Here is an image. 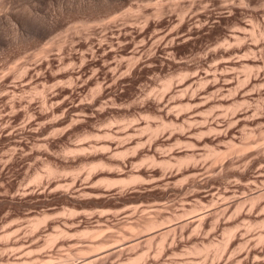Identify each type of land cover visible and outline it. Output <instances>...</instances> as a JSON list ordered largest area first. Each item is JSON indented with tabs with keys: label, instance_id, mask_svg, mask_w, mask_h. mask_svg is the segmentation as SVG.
<instances>
[{
	"label": "rangeland",
	"instance_id": "obj_1",
	"mask_svg": "<svg viewBox=\"0 0 264 264\" xmlns=\"http://www.w3.org/2000/svg\"><path fill=\"white\" fill-rule=\"evenodd\" d=\"M155 1L159 0H22L19 1L21 4L19 15L21 17L19 15L14 16V14H18V12H15L19 8L18 6L7 15V17L10 16L9 20L1 21L0 135L3 132L8 133L13 130L11 134L9 132L8 136L0 138V159L2 160H0V264H16L19 263L21 258L22 261H28L27 264H84L86 261L88 263L90 259L91 264H134L131 259L144 252L145 256L147 254L145 260L143 259L137 264H175V262H178V264H185V262L194 264H236L237 258L239 262H242L240 264H250L252 262L254 264H264V247H262L264 246L262 245L264 244V160L257 161L264 150V134L261 138L259 135L262 134L258 133L260 128L263 130H261V133H264V36L259 34L262 30L264 33V0H250V2L249 0H160L161 3L167 4L164 14L161 15L160 13V16L157 11L158 16L154 13V9L157 10L158 7H154ZM199 1L200 3L203 2L199 5ZM231 2L234 4L230 5ZM169 4L172 6V11L174 8L175 13H172L169 9L171 8ZM201 5H204V9L203 12H198V15L196 6L201 11L200 9L203 7ZM206 5L209 10L205 9ZM228 6L230 9H228ZM180 8L181 11H179ZM127 11H131L128 16L130 18H125L127 15H123ZM195 11L196 16L194 15L196 14ZM128 12L125 14H128ZM167 12L172 15L167 14ZM190 14H192V17ZM120 15L124 18H120ZM183 17L186 20L183 19V21ZM111 18H116L118 21L114 19L115 22H113ZM197 18L201 19V22ZM195 19L198 23L197 27H195ZM109 20L111 23H109ZM180 21L183 22L182 25L178 24L181 23ZM204 22H206L205 25ZM176 24L180 27H177ZM198 26H202V29ZM243 26L244 29L246 28L245 30H243ZM170 27L175 31L166 35V32L171 31ZM176 27L180 31H177ZM189 29H191V32ZM139 30L144 32L138 34ZM125 31L130 33L126 37H124ZM118 34L120 40L124 44L126 43V47L117 43L119 42V39L117 41ZM162 34L167 37L164 36L163 39V37H160ZM232 34L234 37H237L235 35L238 34L244 36L245 38L242 37V40H240L243 43L240 41L237 43ZM179 35L180 38H178ZM186 37L191 38V40ZM183 38H186L185 42H183ZM143 39H146L148 43ZM112 40H114L112 46L115 47H113L115 51L111 48ZM159 41L161 42V48L157 53L154 50L155 46H151L159 45ZM151 42L153 43L151 44ZM171 42L174 48L165 50L164 46ZM99 43L101 45L103 43L102 49L96 51V48L100 45ZM231 45L235 50L225 54L224 57L221 56L223 54L217 52V49L225 46L231 47ZM238 47L241 48L238 49ZM131 49L134 52L133 54ZM214 49L217 55L214 53L208 56L210 51ZM104 50L107 52L105 53ZM171 50L173 51L171 52ZM101 53L102 55H100ZM238 53L240 54L238 55ZM122 54L126 57H122ZM133 55L134 57H131ZM127 56L131 59L128 60ZM147 58L149 61H147ZM103 60L107 62L104 64ZM109 61H111V64ZM132 64V67L128 66ZM215 64H219V68H214ZM80 68L84 70L85 74L92 75L93 78L91 77L84 87L78 86V88L74 79L76 74L74 73L72 78L71 72L80 70ZM205 70L210 75L207 76L210 80L213 79V74L220 71L215 77L218 78V86L221 85L225 88L217 86L203 91L211 83L204 77L207 75ZM93 72H95V75H93ZM257 72L259 74L256 76ZM195 73L199 75L196 76ZM201 74L202 77H200ZM248 74L250 77L247 76ZM69 76H71L70 79L75 80V84L71 81L72 79H69ZM115 78L118 80H114ZM198 78L202 79V82H199ZM167 79L171 80V87L169 86L166 91L163 84ZM182 79L183 81H181ZM185 80L186 82H184ZM224 80L227 82L230 80L232 83L229 82L228 84ZM249 80H251L250 84ZM111 82L112 85L109 86L108 83ZM180 82L184 83L180 84ZM213 82L216 81L213 79ZM96 83H98V87H96ZM107 84L109 87L106 86ZM179 84L180 87H178ZM186 85L188 88L185 87ZM69 86L71 87L69 88ZM101 87L105 89V94H102V96L100 94ZM184 87L187 88V91L186 89L185 91L184 89L179 91L180 88ZM226 87L228 89L232 88L228 90ZM216 88L223 89V92ZM162 92H165V99H163ZM258 92L260 93L258 94ZM204 94L206 96L208 94V98L210 95L212 97L217 95V98L213 97L212 101L210 99L206 100L207 97L205 98ZM194 96H196V99H193ZM218 97L221 98V100L219 98V102L216 100ZM79 100L81 102L78 103ZM157 100H161L160 106ZM205 100L207 101L206 105H204ZM72 102L78 103V108L75 111L79 110V112L68 111L69 106L73 104ZM196 102L204 104H199L201 107L199 105L197 107ZM235 107L237 110L234 111L235 115L244 114V119L237 123V126H235V122H232L235 121V119L232 120V116H235L232 114V109L235 110ZM246 108H248V111ZM197 112L201 115H198ZM56 118L62 121H59L60 124L58 122L59 125L51 122ZM164 123L165 126L163 127L162 124ZM178 123L179 125H177ZM228 124L233 126L234 131L232 134H235V137L238 136L236 139L232 134L227 138L217 136L219 128L229 127ZM148 125L150 128H148ZM158 126L160 127L157 130L158 134H154L155 132L150 134L154 131L153 128L158 129ZM39 127L40 129L37 131ZM208 127L214 128L213 130L217 128L216 131L218 132L213 131L212 128L208 129ZM250 127L260 137L259 140L254 138L258 142L256 143L253 141L254 139H251L255 135V131H252L254 135H251V137L246 136L248 139L250 138L247 140L248 144H253L249 147L246 145L248 148L239 150L240 152H233L238 144H242L244 141L245 144L247 143V138L244 137L245 133L242 132L245 128L244 132L246 131V134H249ZM34 128H36L37 133ZM147 128L148 130H146ZM29 129L30 131H28ZM42 131L43 133H41ZM10 136L12 137L9 139ZM230 138L237 142L234 148L229 147L226 142L227 139L231 141ZM240 138L244 141L241 142ZM219 139H221L220 142ZM16 143L20 147H16ZM210 147L211 150L226 151V154L220 158L222 160H215L214 157L204 155L209 152ZM22 148H25V150ZM96 150L97 152H94ZM89 151L90 153L93 151V153L90 154ZM191 154H194L195 159L199 161L195 160L197 166L200 164L197 168L193 165L195 162L188 163L185 161L187 163L182 162L183 164L179 162L182 158L184 159V157ZM159 161H166L170 164L166 167L162 165L163 163L160 164ZM96 162L97 164H95ZM50 166L52 169H58V172L49 174L48 168ZM242 169L246 172L244 176L237 174ZM165 172L174 174L170 188H164L163 185L164 179L162 180V176H165ZM37 173L40 175L39 178H37ZM199 183L204 184L200 185ZM259 193L262 195L260 196ZM228 195L229 198H226ZM249 196H258V199L253 203L249 200ZM70 197L79 198V202L75 201L74 203ZM237 198L243 200L244 203L242 202L240 206L231 204L232 207L230 206L229 210L228 204ZM225 206H228L226 207L228 211L224 208L227 213H224L223 207ZM236 207L240 210H237ZM43 214L46 216L45 221L33 227L36 218H42ZM142 214L158 217L160 220L162 218L166 223L164 226L162 225V228L160 226L158 230L153 232H139L140 235L135 231V220L133 219ZM202 217H205L206 222L200 221L199 218ZM127 218L130 224H126L125 228L116 225L118 221ZM182 224L186 226L181 227ZM210 225L212 226L210 227ZM132 227H134L135 233ZM227 227L232 229L233 235L235 234L234 238L231 234V240L226 241L227 244L225 243L228 245V242H230L231 247L227 248L224 245L227 248L224 250L229 249L227 253L221 251L220 254L223 253L218 254L217 259L214 258L212 249L208 251L209 255L207 254V257L204 254L196 255L192 253L193 246H200L202 241L205 242L204 244L208 239H213L214 243L221 241L224 238V231L221 229H227ZM171 228L173 230L168 235L166 234V237H163L166 239L160 240L157 235L154 236L156 233L163 232V229L166 231ZM82 230L90 233L87 232L86 236V234H82ZM129 231H132L131 234H129ZM258 234H261V237L263 236L262 242H260V238L258 239V236H260ZM150 236L155 238L153 237L150 242L145 243L144 239ZM48 239L51 240L49 244ZM100 240L102 246L98 250L85 251L87 246H91L95 242H99V245H97L100 246ZM104 240L106 241L103 243ZM161 243L164 245L161 246ZM130 244L135 245L130 248ZM121 248L122 252H119L118 250ZM253 248L256 250H253ZM245 250L246 252L250 251L247 257H245ZM253 253L259 255V258L256 256L257 259L263 258L259 260L261 263L253 258ZM103 254L107 256L105 257ZM219 255L220 258H218ZM95 257H97V260ZM99 257L103 258L104 261L99 260ZM252 259L255 261L251 262Z\"/></svg>",
	"mask_w": 264,
	"mask_h": 264
},
{
	"label": "bare ground",
	"instance_id": "obj_2",
	"mask_svg": "<svg viewBox=\"0 0 264 264\" xmlns=\"http://www.w3.org/2000/svg\"><path fill=\"white\" fill-rule=\"evenodd\" d=\"M19 1H22V0H0V25H1V21H2V20H9V19H10V16L7 17V15L10 14L11 12H13L12 10H14V9H15L16 7H18V6H19V8L15 11V12H18V14H14V16L16 17V16L19 15V13H20V12H19V9H20V7H21V6H20L21 4H20ZM38 1H39V0H38ZM151 1H152V0H151ZM204 1H205V0H204ZM231 1H232V0H231ZM155 2H156V1H155ZM162 2H163V1H162ZM202 2H203V1H202ZM202 2H201V3H202ZM249 2H250V0H249ZM144 3H146V2H144ZM198 3H199V5L201 4L200 1H199ZM207 3H208V2H207ZM146 4H147V3H146ZM178 4H179V3H178ZM195 4H196V3H195ZM195 4H194V5H195ZM231 4H234V3L231 2L230 5H231ZM153 5H154V7H155V6H156V7L158 6V7H157V10L154 9V13H156V11H157V13L159 14V16H160V13H161V15H162V13L165 11V9H166V7H167V4L161 3L160 0L157 1V2H156L155 4H153ZM165 5H166V6H165ZM171 5H172V4H171ZM174 5H175V4H174ZM199 5H198V6H199ZM207 5H209V4H207ZM207 5L205 6V9H206V10L209 8V7L207 8ZM151 6H152V5H151ZM169 6H170V4H169ZM198 6H196V7L199 8ZM201 6H203V7H201L202 9H200L201 11H199V9L196 8L197 13H198V12H199V13H200V12H203L202 10L204 9V5H201ZM224 6H225V5H224ZM233 6H234V5H233ZM263 6H264V5H263ZM94 7H95V6H94ZM170 7H171V8H169V7H168V8L171 9V11H172V6H170ZM191 7H192V6H191ZM193 7H194V6H193ZM226 7H227V6H226ZM231 7H232V6H231ZM104 8H105V7H104ZM136 8H137V7H136ZM144 8H145V7H144ZM168 8H167V10H168ZM85 9H86V8H85ZM97 9H98V8H97ZM131 9H132V8H131ZM131 9H130V10H131ZM134 9H135V8H134ZM228 9H230L229 6H228ZM228 9H227V10H228ZM127 10H128V9H127ZM144 10H145V9H144ZM181 10H182V9L180 8L179 11H181ZM193 10H194V9H193ZM208 10H209V9H208ZM221 10H222V9H221ZM20 11L22 12V10H20ZM128 11H129V10H128ZM128 11H127V12H128ZM131 11H132V10H131ZM131 11H130V12H131ZM168 11H169V10H168ZM171 11H170V12H171ZM175 11H176V9H175ZM225 11H226V10H225ZM231 11H232V8H231ZM115 12H116V11H115ZM127 12H125V13H127ZM130 12H128V14H125V13L123 14L124 16L127 15V16H125V18L128 17V16L130 15ZM133 12H134V11H133ZM152 12H153V11H152ZM173 12H174V8H173L172 13H173ZM228 12H229V11H228ZM93 13H94V12H93ZM157 13H156V15H157ZM165 13H166V12H165ZM168 13H169V12H167V14H168ZM174 13H175V12H174ZM195 13H196V11H195ZM197 13L194 14V15L196 16ZM199 13H198V15H199ZM207 13H208V12H207ZM220 13H221V11H220ZM220 13H219V14H220ZM222 13H223V12H222ZM115 14H116V13H115ZM163 14H164V13H163ZM169 14L172 15L171 13H169ZM123 15H122V16H123ZM154 15H155V14H154ZM181 15H182V14H181ZM190 15H191V17H192V14H190ZM62 16H63V15H62ZM124 16H123V18H124ZM149 16H150V15H149ZM157 16H158V15H157ZM177 16H178V15H177ZM179 16H180V15H179ZM19 17H21V16L19 15ZM76 17H77V16H76ZM113 17H114V16H113ZM113 17H112V18H113ZM116 17H117V16H116ZM119 17L122 18L121 15H120ZM119 17H118V18H119ZM145 17H146V16H145ZM199 17H201V16H199ZM208 17H209V16H208ZM112 18H111V19H112ZM123 18H122V19H123ZM128 18H130V17H128ZM162 18H163V17H162ZM189 18H190V16H189ZM189 18H188V19H189ZM11 19H12V17H11ZM16 19H17V18H16ZM103 19H104V18H103ZM103 19H102V20H103ZM114 19H116V18H114ZM114 19H112L113 22H115ZM122 19H121V20H122ZM145 19H146V18H145ZM158 19H159V18H158ZM183 19L186 20L184 17L182 18V20H183ZM190 19H191V18H190ZM198 19H199V18H197V20H198ZM84 20H85V19H84ZM116 20H117V19H116ZM124 20H125V19H124ZM124 20H123V21H124ZM159 20H160V19H159ZM172 20H173V19H172ZM175 20H176V19H175ZM182 20H181V21H182ZM184 20H183V21H184ZM191 20H192V19H191ZM199 20H200V22H201V19H199ZM117 21H118V20H117ZM125 21H126V20H125ZM169 21H170V20H169ZM181 21H180V22H181ZM194 21L196 22V26H195V27H197V24H198V23H197L196 19H195ZM61 22H62V21H61ZM95 22H96V21H95ZM121 22H122V21H121ZM137 22H138V21H137ZM172 22H173V21H172ZM195 22H194V23H195ZM200 22H199V23H200ZM213 22H214V21H213ZM107 23H108V22H107ZM109 23H111L110 20H109ZM124 23H125V22H124ZM124 23H122V24H124ZM128 23H129V22H128ZM144 23H145V22H144ZM184 23H185V22H184ZM205 23H206V22H204L203 24L205 25ZM211 23H212V22H211ZM44 24H45V23H44ZM114 24H115V23H114ZM125 24H126V23H125ZM154 24H155V23H154ZM170 24H171V23H170ZM178 24H179V25H180V24L182 25L183 22L178 23ZM203 24H202V26H203ZM239 24H240V23H239ZM70 25H71V24H70ZM88 25H89V24H88ZM107 25H108V24H107ZM107 25H106V26H107ZM117 25H118V24H117ZM117 25H115V26L117 27ZM156 25H157V24H156ZM176 25H177V24H176ZM176 25H174V26H176ZM179 25H177V27H178ZM259 25H260V24H259ZM112 26H113V25H112ZM121 26H122V25H121ZM121 26H120V27H121ZM125 26H126V25H125ZM154 26H155V25H154ZM171 26L173 27L172 24H171ZM202 26H201V27L198 26V28H201V29H202ZM210 26H212V25H210ZM213 26H214V25H213ZM238 26H239V25H238ZM241 26H242V25H241ZM241 26H240V27H241ZM69 27H70V26H69ZM130 27H131V26H130ZM136 27H137V26H136ZM143 27H144V26H143ZM172 27H170V30H171V31L168 30L169 32H166V33H167L166 35H169L170 32L173 33V32L175 31V30H172V29H171ZM177 27H176V29H177ZM179 27H180V26H179ZM203 27H205V26H203ZM245 27H246V26H245ZM255 27H256V26H255ZM259 27H261V29H262V26H261V25H260ZM263 27H264V26H263ZM66 28H67V27H66ZM73 28H74V27H73ZM107 28H108V26H107ZM124 28H125V27H124ZM140 28H141V26H140ZM167 28H168V26H167ZM189 28H191V27H189ZM192 28H193V27H192ZM192 28H191V29H192ZM235 28H236V27H235ZM109 29H110V28H109ZM109 29H108V30H109ZM112 29H113V28H112ZM112 29H111V30H112ZM119 29H121V28H119ZM141 29H142V28H141ZM161 29H162V28H161ZM165 29H166V28H165ZM173 29H175V28L173 27ZM191 29H189L190 32H191ZM245 29H246V28H245ZM245 29H244V26H243V30H245ZM259 29H260V28H259ZM263 29H264V28H263ZM0 30H1V29H0ZM159 30H160V28H159ZM163 30H164V29H163ZM198 30H199V29H198ZM61 31H62V30H61ZM120 31H121V30H120ZM129 31H131V30H129ZM132 31H133V30H132ZM155 31H156V30H155ZM177 31H180L179 28L177 29ZM193 31H194V30H193ZM193 31H192V32H193ZM258 31H259V30H258ZM125 32H126V31H125ZM140 32H144V31H142V30L140 31V30H139V33H138V34H140ZM161 32H162V31H161ZM252 32H253V31H252ZM77 33H78V31H77ZM90 33H91V32H90ZM121 33H122V32H121ZM121 33H120V35H122ZM155 33H156V32H155ZM186 33H187V32H186ZM186 33H184V34H186ZM198 33H199V32H198ZM234 33H235V32H234ZM123 34H124V32H123ZM127 34H130V33H127V32H126V34H125L124 37H126ZM178 34H179V33H178ZM182 34H183V33H182ZM239 34H240V33H239ZM239 34H238V35H239ZM259 34H262V35L264 36L263 30H262V32L260 31ZM78 35H79V34H78ZM152 35H153V34H152ZM152 35H151V36H152ZM155 35H157V34H155ZM162 35H163V34H162ZM162 35H160V37H163V39H164V36H166V35H165V34H164L163 36H162ZM189 35H190V33H189ZM238 35H235V36H237V37H234V35L232 34V36L235 38V40H237V43H238L240 40H242V39H241L242 37H244V36H240V35L238 36ZM17 36H18V35H17ZM17 36H16V37H17ZM65 36H66V35H65ZM110 36H111V35H110ZM112 36H113V34H112ZM137 36H138V35H137ZM182 36H183V35H182ZM182 36H181V37H182ZM260 36H261V35H260ZM47 37H48V36H47ZM71 37H72V36H71ZM100 37H101V36H100ZM115 37H116V36H115ZM118 37H119V38H118ZM118 37H117V41H118V39H119V42H117V41H116V42L119 43V45H122V44H123V45H125L124 47H126V43L124 44V42H123L122 40H120V36H119V34H118ZM143 37H144V36H143ZM149 37H150V36H149ZM166 37H167V36H166ZM192 37H193V35H192ZM173 38H174V36H173ZM176 38H177V37H176ZM178 38H180V35L178 36ZM186 38L188 39L189 37H186ZM186 38H185V39H186ZM229 38H230V37H229ZM244 38H245V37H244ZM263 38H264V37H263ZM163 39H162V40H163ZM183 39H184V38H183ZM185 39L183 40V42L186 41ZM189 39L191 40V38H189ZM259 39H260V38H259ZM63 40H64V39H63ZM104 40H105V39H104ZM143 40H146V39H143ZM162 40H160V41H162ZM170 40L174 41L175 38H174V40H173L172 38H170ZM170 40H169V41H170ZM190 40H187V41H190ZM112 41H113V44H111V48L114 50L115 47L112 46V45H114V40H112ZM112 41H111V42H112ZM146 41H147V40H146ZM156 41H157V40H156ZM160 41H159V42H160ZM163 41H164V40H163ZM167 41H168V40H167ZM243 41H244V39H243ZM259 41H260V40H259ZM4 42H5V41H4ZM7 42H8V41H7ZM64 42H65V41H64ZM99 42H103V41H99ZM111 42H110V43H111ZM116 42H115V43H116ZM120 42H121V43H120ZM122 42H123V43H122ZM138 42H139V41H138ZM142 42H143V41H142ZM177 42H178V41H177ZM233 42H235V41H233ZM240 42L243 43L242 41H240ZM59 43H60V42H59ZM134 43H135V42H134ZM143 43H145V42H143ZM147 43H148V41H147ZM152 43H153V42H151V44H152ZM154 43H155V42H154ZM156 43H157V42H156ZM165 43H166V42H165ZM175 43H176V42H175ZM178 43H180V42H178ZM224 43H225V42H224ZM224 43H223V44H224ZM237 43H236V44H237ZM257 43H258V42H257ZM99 44H100V43H99ZM108 44H109V43H108ZM130 44H131V43H130ZM136 44H137V43H136ZM151 44H150V45H151ZM167 44H168V43H167ZM236 44H235V46H236ZM248 44H249V43H248ZM251 44H252V43H251ZM93 45H94V44H93ZM100 45H101V44H100ZM100 45L96 48V51H97V49H99V50H100V48L102 49V45H103V43H102L101 46H100ZM115 45H116V44H115ZM119 45L117 44V46H119ZM140 45H141V44H140ZM160 45H161V42H160L159 45H158V44H157V45L155 44V45H153V46H151V47H154V46H155V49H154V50H156V52H157V51L161 48ZM228 45H229V44H228ZM233 45H234V44H233ZM253 45H254V43H253ZM257 45H258V44H257ZM109 46H110V45H109ZM223 46H224V45H223ZM237 46H238V45H237ZM247 46H248V45H247ZM113 47H114V48H113ZM133 47H134V46H133ZM135 47H136V46H135ZM142 47H143V46H142ZM220 47H221V46H220ZM241 47H242V46H241ZM241 47H240V48H241ZM244 47H245V46H244ZM88 48H89V47H88ZM111 48H109V49H111ZM162 48H163V47H162ZM172 48H174L172 42H171L170 44L164 46V49H165V50H170V49H172ZM240 48L238 47V49H240ZM258 48H259V47H258ZM16 49H17V48H16ZM90 49H91V48H90ZM106 49H107V48L105 47V50H106ZM132 49H133V48H132ZM132 49H131V52L133 51ZM134 49H135V48H134ZM151 49L153 50V48H151ZM215 49H216V48H215ZM215 49H214L213 51H210V53H209L208 56H210L211 54H214V53H215ZM253 49H254V48H253ZM259 49H260V48H259ZM259 49H258V50H259ZM105 50H104V52H105ZM136 50L138 51V49H136ZM136 50H135V52H136ZM145 50H146V49H145ZM149 50H150V48H149ZM234 50H235V48H233V46L231 45V47H230V46H229V47H228V46L221 47L220 49H217V52H219L220 54H223V55H221V56L224 57L225 54H229L230 52H232V51H234ZM241 50H242V49H241ZM244 50H245V49H244ZM248 50H249V49H248ZM94 51H95V49H94ZM108 51H109V50H108ZM110 51L112 52V50H110ZM114 51H115V50H114ZM114 51H113V52H114ZM120 51H121V50H120ZM129 51H130V50H129ZM129 51H128V52H129ZM150 51H151V50H150ZM172 51H173V50H171V52H172ZM249 51H250V50H249ZM254 51H255V50H254ZM104 52H103V53H104ZM106 52H107V51H106ZM106 52H105V53H106ZM143 52H144V51H143ZM171 52L169 51V53H171ZM217 52H216V53H217ZM240 52H241V51H240ZM95 53H96V52H95ZM95 53H94V54H95ZM133 53H134V52H132V54H133ZM152 53L154 54L155 52H152ZM152 53H151V54H152ZM157 53H158V52H157ZM166 53H168V52H166ZM169 53H168V54H169ZM216 53H215V55H217ZM236 53H237V52H236ZM236 53H235V54H236ZM107 54H108V53H107ZM132 54H130V55H132ZM142 54H143V53H142ZM147 54H149V53H147ZM207 54H208V51H207ZM239 54H240V53H238V55H239ZM261 54H262V53H261ZM96 55H97V54H96ZM100 55H102V53H101ZM120 55H121V54H120ZM130 55H129V57H130ZM139 55H140V54H139ZM149 55H150V54H149ZM158 55H159V54H158ZM158 55H157V56H158ZM256 55H257V54H256ZM155 56H156V54H155ZM155 56H153V57H155ZM208 56H207V57H208ZM234 56H235V55H234ZM92 57H93V56H92ZM96 57H97V56H96ZM103 57H104V56H103ZM122 57H126V56H123V54H122ZM122 57H121V58H122ZM129 57L127 56L128 60L131 59V58H129ZM131 57H134V55L131 56ZM137 57H138V56H137ZM142 57H143V56H142ZM145 57H146V56H145ZM145 57H144V58H145ZM151 57H152V56H151ZM215 57L217 58V56H215ZM236 57H237V56H236ZM44 58H45V57H44ZM93 58H94V57H93ZM115 58H116V57H115ZM139 58H140V56H139ZM148 58H149V57H148ZM148 58H147V61H149ZM227 58H229V57H227ZM84 59H85V58H84ZM84 59H83V60H84ZM96 59H97V58H96ZM113 59H114V58H113ZM119 59H120V58H119ZM123 59H124V58H123ZM123 59H121V60H123ZM135 59H136V57H135ZM137 59H138V58H137ZM140 59H142V58H140ZM214 59H215V58H214ZM214 59H213V60H214ZM89 60H90V59H89ZM92 60H93V59H92ZM97 60H98V59H97ZM105 60H106V59H105ZM144 60H145V59H144ZM150 60H151V59H150ZM207 60H208V59H207ZM235 60H236V59H235ZM235 60H234V62H235ZM115 61H116V60H115ZM229 61H230V60H229ZM231 61H232V59H231ZM238 61H239V60H238ZM103 62H104V60H103ZM106 62H107V61H105L104 64H105ZM110 62H111V61H109V63H110ZM132 62H135V61H132ZM137 62H139V60H137ZM137 62H135V63H137ZM49 63H50V62H49ZM90 63H93V62H90ZM116 63H117V62H116ZM123 63H124V62H123ZM141 63H142V62H141ZM151 63H152V62H151ZM151 63H149V64H151ZM217 63H218V62H217ZM84 64H85V62H84ZM84 64H83V65H84ZM110 64H111V63H110ZM121 64H122V63H121ZM121 64H120V65H121ZM201 64H202V63H201ZM208 64H209V63H208ZM234 64H235V63H234ZM241 64H242V63H241ZM102 65H103V63H102ZM115 65H116V64H115ZM115 65H114V66H115ZM122 65H123V64H122ZM124 65H125V64H124ZM134 65H135V64H134ZM144 65H145V64H144ZM235 65H236V64H235ZM95 66H96V65H95ZM128 66H131V67H132L133 64H132V65H128ZM136 66H137V65H136ZM148 66H150V65H148ZM218 66H219V64H215V67H214V68H217ZM237 66H238V65H237ZM244 66H245V65H244ZM104 67H105V66H104ZM134 67H135V66H134ZM142 67H143V66H142ZM210 67H211V66H210ZM231 67H232V66H231ZM82 68H83V67H82ZM82 68H80V70L72 71V72H71V73H72V74H71V75H72V78H73L74 73L76 74V77H74V79L76 80V84L74 83L75 80L72 79V78H71V79H72V80H71V79H70L71 76H69V79L73 82V84L77 85V87H78V86H79V87H84V86L86 85V83H87V82L91 79V77H92V75L90 76V75L85 74V73H84V70H83ZM98 68H99V67H98ZM98 68H94V69H98ZM111 68H112V67H111ZM111 68H110V69H111ZM129 68H130V67H129ZM218 68H219V67H218ZM223 68H224V67H223ZM223 68H222V69H223ZM233 68H234V67H233ZM254 68H255V67H254ZM23 69H24V68H23ZM99 69H100V68H99ZM104 69H105V68H104ZM202 69H203V67H202ZM202 69H201V70H202ZM210 69H211V68H210ZM237 69H238V68H237ZM240 69H241V68H240ZM244 69H245V68H244ZM246 69H247V71H248V69H249L248 66L246 67ZM50 70H51V68H50ZM111 70H112V69H111ZM127 70H128V68H127ZM140 70H141V69H140ZM251 70H252V69H251ZM96 71H97V70H96ZM123 71H124V70H123ZM187 71H188V70H187ZM205 71H206V70H205ZM205 71H204V72H205ZM207 71H208V69H207ZM207 71H206V72H207ZM213 71H214V70H213ZM221 71H222V70H221ZM247 71H246V72H247ZM85 72H86V71H85ZM113 72H114V71H113ZM133 72H134V71H133ZM211 72H212V71H211ZM219 72H220V71H219ZM219 72H217V73H219ZM252 72H253V71H252ZM21 73H22V72H21ZM51 73H52V72H51ZM93 73H94V74H93ZM93 73H92V74L95 75V72H93ZM104 73H105V72H104ZM116 73H117V72H116ZM120 73H123V72H120ZM212 73H213V72H212ZM215 73H216V70H215ZM217 73H216V74H213V75H214V76H213V79H214L216 82H213V83H212V80H213V79L210 80L209 78H207V76H210V75H208V72H207V75H205L204 77H206L211 83L209 82L210 84L206 87V89H203V91H204V90H205V91H206V90H210V89H213V88H215V87L218 86L219 83H217V82H219V81L217 80L218 78L215 77V75H217ZM228 73H229V71H228ZM254 73H255V72H254ZM10 74H11V73H10ZM96 74H97V73H96ZM113 74H115V73H113ZM113 74H112V75H113ZM205 74H206V73H205ZM225 74H226V73H225ZM242 74H243V73H242ZM245 74H246V73H245ZM258 74H259V72H257L256 76H257ZM15 75H16V74H15ZM37 75H38V74H37ZM56 75H57V74H56ZM119 75H120V74H119ZM119 75H118V78H119ZM195 75H196V73H195ZM198 75H199V74H198ZM198 75H196V76H198ZM223 75H224V74H223ZM250 75H251V74H250ZM98 76H99V75H98ZM124 76H125V75H124ZM179 76H180V75H179ZM179 76H178V77H179ZM196 76H195V77H196ZM211 76H212V75H211ZM226 76H227V75H226ZM245 76H246V75H245ZM245 76H244V77H245ZM247 76H249V74H248ZM254 76H255V75H254ZM254 76H253V78H254ZM1 77H2V76H1ZM31 77H32V76H31ZM106 77H107V76H106ZM171 77H172V76H171ZM200 77H202V74H201ZM204 77H203V78H204ZM214 77H215L216 79H215ZM219 77H220V76H219ZM249 77H250V76H249ZM258 77H259V76H258ZM32 78H33V77H32ZM37 78H38V76H37ZM92 78H93V77H92ZM122 78H123V77H122ZM206 78L204 79L205 81H206ZM220 78H221V77H220ZM223 78H224V77H223ZM228 78H229V77H228ZM245 78H247V77H245ZM261 78H262V77H261ZM35 79H36V78H35ZM97 79H98V78H97ZM120 79H121V78H120ZM180 79H181V78H180ZM198 79H199V80H198L199 82H202V81H201L202 79H200V78H198ZM224 79H225V78H224ZM229 79H230V78H229ZM231 79H232V78H231ZM238 79H239V78H238ZM248 79H250V78H248ZM255 79H256V78H255ZM57 80H58V79H57ZM65 80H66V79H65ZM105 80H106V78H105ZM108 80H109V79H108ZM114 80H118V79L115 78ZM177 80H178V79H177ZM186 80H187V79H186ZM186 80H185L184 82H186ZM204 80H203V81H204ZM226 80H228V79H226ZM226 80H224V81L227 82ZM236 80H237V79H236ZM241 80H242V79H241ZM68 81H69V80H68ZM181 81H183V79H182ZM187 81H188V80H187ZM194 81H195V80H194ZM194 81H192V82L194 83ZM198 81H197V82H198ZM231 81H232V80H231ZM245 81H246V80H245ZM250 81H251V80H249V84H250ZM26 82H27V81H26ZM30 82H31V80H30ZM32 82H33V81H32ZM103 82H105V81H103ZM106 82H107V81H106ZM114 82H116V81H114ZM114 82H113V83H114ZM184 82H180V84H181V83H184ZM192 82H191V83H192ZM225 82H222V83L224 84ZM229 82H230V80H229L227 83L229 84ZM28 83H29V82H28ZM67 83H68V82H67ZM122 83H123V82H122ZM122 83H121V84H122ZM170 83H171V80H170V79H167V80L164 82L163 87L166 88V91H167V88H168L169 86L171 87ZM227 83H226V84H227ZM230 83H232V82H230ZM258 83H259V82H258ZM22 84H23V83H22ZM24 84H25V82H24ZM101 84H102V82H101ZM108 84H109V86H111V85H112V82H111V83H108ZM108 84H107L106 86H108ZM180 84H179L178 87H180ZM201 84H202V83H201ZM241 84H242V83H241ZM249 84H248V85H249ZM253 84L256 85L255 83H253ZM69 85H70V84H69ZM97 85H98V83H96V87H98ZM99 85H100V84H99ZM103 85H104V83H103ZM103 85H102V86H103ZM182 85H183V84H182ZM182 85H181V86H182ZM232 85H233V84H232ZM248 85H247V86H248ZM106 86H105V88H106ZM109 86H108V87H109ZM220 86H221V85H220ZM220 86H218V87H220ZM235 86H236V85H235ZM252 86H253V85H252ZM252 86H251V87H252ZM259 86H260V85H259ZM63 87H64V86H63ZM70 87H71V86H69V88H70ZM72 87H73V86H72ZM75 87H76V86H75ZM79 87H78V88H79ZM185 87H187V85H186ZM185 87H184V88H180L179 91H181V90H183V89H184V91H185V89H186V91H187V88H188V87H187V88H185ZM204 87H205V86H204ZM221 87H222V86H221ZM221 87H220V88H221ZM99 88H100V87H99ZM172 88H174V87H172ZM202 88H203V87H202ZM220 88H216V89H219L220 92H221V90H222V92H223V89H220ZM222 88H225V87L223 86ZM231 88H232V87H230L229 89H231ZM256 88H257V87H256ZM258 88H259V87H258ZM41 89H42V88H41ZM75 89H76V88H75ZM75 89H74V90H75ZM97 89H98V88H97ZM121 89H122V88H121ZM226 89H228V87H226ZM229 89H228V90H229ZM244 89H245V88H244ZM7 90H8V89H7ZM100 90H101V93H100L101 96H102V94L104 95V94H105V89H103V87H101ZM164 90H165V89H164ZM172 90H173V89H172ZM172 90H170V91L172 92ZM198 90H199V89H198ZM214 90H215V89H214ZM61 91H62V90H61ZM64 91H65V90H64ZM72 91H73V90H72ZM83 91H84V90H83ZM97 91H98V90H97ZM215 91H216V90H215ZM215 91H214V92H215ZM219 91L217 90V92H219ZM6 92H7V91H6ZM73 92H74V91H73ZM73 92H72V93H73ZM79 92H81V91H79ZM86 92H87V91H86ZM93 92H94V91H93ZM93 92H92V93H93ZM95 92H96V91H95ZM98 92H99V91H98ZM171 92H170V93H171ZM174 92H176V91H174ZM174 92H173V94H174ZM230 92H231V91H230ZM247 92H248V91H247ZM39 93H40V92H39ZM39 93H38V94H39ZM64 93H65V92H64ZM67 93H68V92H67ZM92 93H91V94H92ZM108 93H109V92H108ZM115 93H116V92H115ZM162 93H163L162 95H163V97H164V95H165L164 93H165V92H162ZM178 93H179V92H178ZM198 93H199V92H198ZM198 93H197V94H198ZM200 93H201V91H200ZM207 93H208V92H207ZM211 93H213V92L211 91ZM225 93H226V92H225ZM259 93H260V92H258V94H259ZM261 93H262V92H261ZM13 94L15 95V93H13ZM55 94H56V93H55ZM57 94H58V93H57ZM61 94H62V93H61ZM167 94H168V93H167ZM192 94H193V93H192ZM194 94L196 95V93H194ZM205 94H206V93H205ZM205 94H204V95H205ZM209 94H210V92H209ZM228 94H229V93H228ZM58 95H59V94H58ZM84 95H86V94H84ZM138 95H139V94H138ZM170 95H172V94H170ZM212 95H213V94H212ZM260 95H261V94H260ZM54 96H55V95H54ZM66 96H67V95H66ZM66 96H64V97L66 98ZM97 96H98V95H97ZM155 96H157V95H155ZM191 96L193 97V95H191ZM210 96H211V95H210ZM210 96H209V98H208V94H207V96L205 95V98L207 97L206 100H209V99H210V101H212V100H213V99H212L213 97H216V98H217V95H216V96H213V97L211 96V98H210ZM218 96H219V94H218ZM52 97H53V96H52ZM69 97H70V96H69ZM72 97H73V96H72ZM99 97H100V96H99ZM104 97H105V96H104ZM138 97H139V96H138ZM147 97H148V96H147ZM187 97H188V96H187ZM195 97H196V96H194L193 99H196ZM201 97H204V96H201ZM47 98H48V97H47ZM47 98H46V99H47ZM53 98H56V97H53ZM96 98H97V97H96ZM149 98H150V97H149ZM158 98H160V97H158ZM161 98H162V97H161ZM175 98H176V97H175ZM189 98H190V97H189ZM219 98H220V97H218V99H216V100L218 101ZM230 98H231V97H230ZM67 99H68V98H67ZM93 99H95V98H93ZM114 99H115V98H114ZM163 99H165V97H164ZM190 99H191V98H190ZM193 99H191V100H193ZM199 99H200V97H199ZM211 99H212V100H211ZM226 99H227V98H226ZM50 100H51V98H50ZM61 100H62V99H61ZM81 100H82V99H81ZM168 100H169V99H168ZM201 100H202V98H201ZM206 100L204 101L205 104L202 103L203 101H202L201 103H197V102H196V103H197V107H198L199 104H200V105H201V104L206 105V102H207ZM216 100H215V101H216ZM220 100H221V98H220ZM230 100H231V99H230ZM62 101H63V100H62ZM64 101H65V99H64ZM92 101H93V100H92ZM142 101H143V100H142ZM148 101H149V100H148ZM152 101H153V100H152ZM154 101H156V100H154ZM158 101H159V100H157V102H158ZM162 101H163V100H162ZM172 101H173V100H172ZM60 102H61V101H60ZM79 102H81V101L79 100L78 103H79ZM143 102H144V101H143ZM149 102H150V101H149ZM160 102H161V100L159 101V106H160ZM218 102H219V101H218ZM244 102H245V101H244ZM44 103H46V102H44ZM52 103H53V102H52ZM57 103H58V102H57ZM72 103H73V102H72ZM78 103H77V104L73 103L72 105H70V106H69L70 108L68 109V111H75V110H77V108H78ZM105 103H106V102H105ZM132 103H133V102H132ZM166 103H167V102H166ZM193 103H194V102H193ZM196 103H195V104H196ZM213 103H214V102H213ZM233 103H234V102H233ZM238 103H239V102H238ZM241 103H242V101H241ZM90 104L92 105V103H90ZM99 104H100V103H99ZM117 104H118V103H117ZM141 104L144 106L143 103H141ZM154 104H155V103H154ZM156 104H157V103H156ZM167 104H168V103H167ZM195 104H192V105H195ZM207 104H208V103H207ZM165 105H166V104H165ZM165 105H164V106H165ZM170 105H171V104H170ZM182 105H183V104H182ZM200 105H199V107H201ZM228 105L230 106V104H228ZM10 106H11V105H10ZM82 106H83V105H82ZM88 106H89V105H88ZM88 106H87V107H88ZM137 106H138V105H137ZM148 106H149V105H148ZM157 106H158V105H157ZM159 106H158V108H159ZM164 106H163V107H164ZM166 106H167V105H166ZM173 106H174V105H173ZM216 106H218V105H216ZM235 106H236V105H235ZM248 106H249V105H248ZM58 107H59V106H58ZM85 107H86V106H85ZM180 107H181V105H180ZM180 107H179V108H180ZM185 107H186V106H185ZM209 107H211V106H209ZM224 107H225V106H224ZM96 108H97V106H96ZM99 108H100V107H99ZM156 108H157V107H156ZM156 108H155V109H156ZM164 108H165V107H164ZM170 108H171V107H170ZM186 108H187V107H186ZM206 108H208V107H206ZM217 108H218V107H217ZM232 108H234V107H232ZM237 108H238V107H237ZM65 109H67V108H65ZM65 109H64V110H65ZM97 109H98V108H97ZM174 109H175V108H174ZM195 109H197V108H195ZM214 109H216V108H214ZM258 109H259V108H258ZM258 109H257V110H258ZM80 110H81V109H80ZM159 110H160V109H159ZM171 110H172V109H171ZM202 110H203V109H202ZM209 110H210V109H209ZM209 110H208V111H209ZM224 110H225V109H224ZM232 110H233V112L231 111L232 114L235 115V112H234V111H237V110H236V107H235V110H234V109H232ZM246 110L248 111V108H246ZM249 110H250V109H249ZM257 110H256V111H257ZM162 111H163V110H162ZM165 111H166V110H165ZM189 111H190V110H189ZM241 111H242V110H241ZM243 111H244V110H243ZM254 111H255V110H254ZM44 112H45V111H44ZM77 112H79V110H78V111H75V113H77ZM81 112H82V111H81ZM170 112H171V111H170ZM192 112H193V111H192ZM198 112H199V111H198ZM198 112H197V113H198ZM205 112H207V111H205ZM221 112H222V111H221ZM238 112H239V111H238ZM238 112H237V113H238ZM73 113H74V112H73ZM73 113H72V114H73ZM195 113H196V112H195ZM203 113H204V112H203ZM246 113H247V112H246ZM246 113H245V114H246ZM230 114H231V113H230ZM57 115H58V114H57ZM91 115H92V114H91ZM166 115H167V114H166ZM198 115H201V114L198 113ZM225 115H226V113H225ZM72 116H73V115H72ZM72 116H70V117H72ZM260 116H261V115H260ZM53 117H54V116H53ZM143 117H144V116H143ZM154 117H155V116H154ZM176 117H177V115H176ZM197 117H198V116H197ZM207 117H209V116H207ZM243 117H244V114H243V113L236 114L235 116H232V120L235 119V121H232V122H233V123L235 122L234 124H236L235 126H237V123H239L240 121H242V120L244 119ZM252 117H253V115H252ZM255 117H256V116H255ZM202 118H203V117H202ZM66 119H67V118H66ZM72 119H73V118H72ZM76 119H77V118H76ZM158 119H159V118H158ZM230 119H231V118H230ZM230 119H229V120H230ZM247 119H248V118H247ZM250 119H251V118H250ZM250 119H249V121H251ZM253 119H254V118H253ZM253 119H252V121H253ZM48 120H49V119H48ZM64 120H65V119H64ZM64 120H63V121H64ZM124 120H125V119H124ZM195 120H196V119H195ZM245 120H246V118H245ZM254 120H256V119H254ZM258 120H260V119H258ZM59 121H61V120H59V118H58V119L56 118V120H53V121H51V122H52V123H57V124H58ZM117 121H118V120H117ZM170 121H172V120H170ZM184 121H185V120H184ZM261 121H262V120H261ZM30 122H31V121H30ZM44 122H45V121H44ZM61 122H62V121H61ZM126 122H128V121H126ZM164 122H165V121H164ZM199 122H200V121H199ZM203 122H204V121H203ZM211 122H212V121H211ZM216 122H217V121H216ZM243 122H244V121H243ZM36 123H37V122H36ZM36 123H35V124H36ZM39 123H40V122H39ZM49 123H50V122H49ZM49 123H48V124H49ZM73 123H74V122H73ZM114 123H115V122H114ZM162 123H163V122H162ZM165 123H166V122H165ZM165 123L162 124L163 127L165 126ZM173 123H174V122H173ZM197 123H198V122H197ZM252 123H253V122H252ZM257 123H258V122H257ZM262 123H263V122H262ZM41 124H43V123H41ZM59 124H60V122H59ZM59 124H58V125H59ZM121 124H122V122H121ZM190 124H191V123H190ZM234 124H232V125H234ZM244 124H245V123H244ZM244 124H243V125H244ZM9 125H10V124H9ZM26 125H27V124H26ZM31 125H32V124H31ZM166 125H167V124H166ZM168 125H169V124H168ZM171 125H172V124H171ZM171 125H170V126H171ZM177 125H179V123H178ZM181 125H182V124H181ZM195 125H196V124H195ZM198 125H199V124H198ZM202 125H205V124H202ZM209 125H210V124H209ZM217 125H218V124H217ZM224 125H225V124H224ZM228 125H229V127H225V128H222V129L219 128V130L216 128L219 132L216 131V129L213 130V129H214V128H212V127H214L213 125H212V127H210V128H212L213 131L218 132V134H217V133H216V134H217V136L219 135L220 138H227V137H229V136L233 133V131H234V130H233V126H231L230 124H228ZM40 126H41V125H40ZM56 126H57V125H56ZM126 126H127V125H126ZM126 126H125V127H126ZM173 126H174V125H173ZM218 126H219V125H218ZM230 126H231V127H230ZM235 126H234V127H235ZM246 126H247V125H246ZM36 127H38V126H36ZM156 127H157V126H156ZM182 127H183V126H182ZM216 127H217V126H216ZM242 127H244V126H242ZM242 127H241V129H242ZM248 127H249V126H248ZM252 127H253V126H252ZM260 127H261V126H260ZM4 128H6V127H4ZM53 128H56V127H53ZM58 128H59V127H58ZM140 128H141V127H140ZM148 128H150L149 125H148ZM148 128H147L146 130H148ZM165 128H166V127H165ZM210 128L208 127V129H210ZM239 128H240V127H239ZM250 128H251V127H250ZM250 128H248V129H250ZM262 128H263V127H262ZM22 129H23V128H22ZM24 129H25V128H24ZM30 129H31V128H30ZM30 129H29L28 131H30ZM35 129H36V128H34V130H35ZM39 129H40V127L37 129V131H38ZM141 129H142V128H141ZM143 129H144V128H143ZM159 129H160L159 126H158V129H157V128H156V129L153 128L154 131H152V130L150 129V130L152 131V133H150V134H153V132H155L154 134H156V133L158 134L157 130H159ZM180 129H181V128H180ZM189 129H190V128H189ZM12 130H13V129H12ZM12 130H11V131H12ZM53 130H55V129H53ZM59 130H60V129H59ZM183 130H184V129H183ZM244 130H245V128H244ZM244 130H243L242 133H245V136H244V137L247 138V139H246V142H247L246 144H245L244 139H241V138H240V139H241V142H242V140H243L244 143L242 142V144H238V145L235 147V145L237 144V142H236L235 140H233L232 138H230V139H232L231 141H229V139L226 140V142L229 144V145H228L229 147H231V148H232V147H233V148L235 147V150H234L233 152H235V151H239V150H240V151H241V150H244L245 148H248L249 146H251V145L253 144V143H251L252 141L250 140L251 142H249V143H251V144L249 145L247 140L250 139V138L248 139L249 136L251 137V135H254L253 132H254L255 130L253 131V129L251 128L250 133L248 132L249 134H246V131L244 132ZM256 130H258V129L256 128ZM261 130H262V129L260 128V132H258V133H259V134H262V135H259V136L262 138L264 133H261ZM2 131H3V130H2ZM11 131H9L10 134L12 133ZM32 131H33V130H32ZM35 131H36V130H35ZM37 131H36V133H37ZM202 131H203V129H202ZM236 131H239V130H236ZM236 131H235V132H236ZM240 131H241V130H240ZM252 131H253V132H252ZM262 131H263V130H262ZM9 132H8V133H7V132H3V133L0 135V138H1V137H6V136H8V135H9ZM13 132H14V131H13ZM24 132H25V131H24ZM251 132H252V133H251ZM26 133H27V132H26ZM32 133H33V132H32ZM41 133H43V131H42ZM122 133H123V132H122ZM163 133H164V132H163ZM240 133H241V132H240ZM242 133H241V135H242ZM15 134H16V133H15ZM55 134H56V132H55ZM157 134H156V135H157ZM30 135H31V134H30ZM37 135H38V134H37ZM52 135H53V134H52ZM97 135H98V134H97ZM108 135H109V134H108ZM146 135H147V134H146ZM198 135H199V134H198ZM232 135H233V137L236 136L235 134H232ZM234 135H235V136H234ZM241 135H240V137H241ZM246 135H247V136L249 135V136L247 137ZM38 136H39V135H38ZM124 136H125V135H124ZM128 136H129V135H128ZM130 136H131V135H130ZM132 136H133V135H132ZM196 136H197V135H196ZM217 136H215V138H217ZM256 136H258V134H256V131H255V135H254V137L252 136L253 138H251V139L253 140L254 138H256V139L258 138V140H259L260 137H259V136L256 137ZM11 137H12V136H10L9 139H10ZM43 137H44V136H43ZM120 137H121V136H120ZM168 137H170V136L168 135ZM190 137H191V136H190ZM237 137H238V136H237ZM237 137H235V139H236ZM38 138H39V137H38ZM40 138H41V137H40ZM44 138H45V137H44ZM134 138H135V137H134ZM151 138H152V136H151ZM156 138H157V137H156ZM35 139H36V138H35ZM41 139H42V138H41ZM119 139H120V138H119ZM168 139H169V138H168ZM199 139H200V138H199ZM240 139H239V140H240ZM97 140H98V139H97ZM19 141H20V140H19ZM21 141H22V140H21ZM212 141H213V140H212ZM220 141H221V139H219V142H220ZM232 141H233V142H232ZM253 141H255L256 143L258 142V141H256L255 139H254ZM16 142H17V141H16ZM36 142H37V141H36ZM48 142H49V141H48ZM129 142H130V141H129ZM175 142H176V141H175ZM223 142H224V140H223ZM241 142H240V143H241ZM20 143H21V142H20ZM118 143H119V142H118ZM235 143H236V144H235ZM17 144H18V143H16V147H20V146H17ZM212 144H213V143H212ZM263 144H264V143H263ZM19 145H20V144H19ZM22 145H23V144H22ZM121 145H122V144H121ZM121 145H120V146H121ZM246 145H248V147H246ZM259 145H260V143H259ZM259 145H258V146H259ZM228 146H227V147H228ZM262 146H263V145H262ZM22 147H23V146H22ZM206 147H207V146H206ZM25 148H26V147H25ZM25 148H22V149L25 150ZM47 148H48V147H47ZM82 148H83V147H82ZM94 148H95V147H94ZM258 148H259V147H258ZM20 149H21V148H20ZM74 149H75V147H74ZM79 149H80V148H79ZM207 149H208V148H207ZM263 149H264V147H263ZM12 150H13V148H12ZM67 150H68V149H67ZM71 150H72V149H71ZM80 150H81V149H80ZM86 150H87V149H86ZM100 150H101V149H100ZM259 150L261 151L262 149H259ZM13 151H14V150H13ZM64 151H65V150H64ZM73 151H75V150H73ZM222 151H223V150H222ZM222 151H221L220 149H219V151H217L216 149H215V150H214V149L211 150V147H210L209 152H207V154H204V155H207V156H209V157H214L215 160H219L220 158L223 157L224 154H226V151H223V152H222ZM240 151H239V152H240ZM68 152H69V151H68ZM94 152H97V150L94 151ZM117 152H118V151H117ZM128 152H129V151H128ZM230 152H231V151H230ZM71 153H72V152H71ZM78 153H79V152H78ZM78 153H77V154H78ZM88 153H90V151H89ZM92 153H93V151H92ZM92 153H90V154H92ZM44 154H45V153H44ZM47 154H48V153H47ZM86 154H87V153H86ZM111 154H112V153H111ZM260 154H261V153H260ZM12 155H13V154H12ZM87 155H88V154H87ZM87 155H86V156H87ZM191 155H192V156H191ZM191 155H188V156L184 157V159H183V158H182V159L180 158L181 160H180L179 162H180L181 164H183L182 162H185V161H187L188 163H190L191 161H192V163L195 162V160H196V159H195V155H194V154H191ZM75 156H76V155H75ZM96 156H97V155H96ZM207 156H205V157H207ZM59 157H60V156H59ZM69 157H71V156H69ZM78 157H79V156H78ZM91 157H92V156H91ZM209 157H208V158H209ZM1 158H2V157H1ZM185 158H186V159H185ZM214 158H213V159H214ZM224 158H225V157H224ZM52 159H53V158H52ZM161 159H162V158H161ZM178 159H179V158H178ZM178 159H177V160H178ZM202 159H203V158H202ZM202 159H201V160H202ZM210 159H211V158H210ZM0 160H1V159H0ZM47 160H49V159H47ZM53 160H54V159H53ZM153 160H154V159H153ZM220 160H222V159H220ZM258 160H261V161L264 160V150H263L262 154L260 155V157H258L257 161H258ZM1 161H2V160H1ZM69 161H71V160H69ZM115 161H116V160H115ZM155 161H156V159H155ZM196 161H197V160H196ZM101 162H102V160H101ZM107 162H108V161H107ZM130 162H131V161H130ZM150 162H151V161H150ZM156 162H157V161H156ZM156 162H155V163H156ZM187 162H185V163H187ZM197 162H199V161H197ZM204 162H205V161H204ZM216 162H217V161H216ZM255 162H256V160H255ZM259 162H260V161H259ZM155 163H154V164H155ZM157 163H158V162H157ZM159 163H160V164L163 163L162 165H165L166 167H168L169 164H170L169 162H166V161H161V162L159 161ZM176 163H177V162H176ZM180 163H178V164H180ZM214 163H215V162H214ZM253 163H254V162H253ZM253 163H252V164H253ZM260 163H262V162H260ZM4 164H5V163H4ZM47 164H49V163H47ZM95 164H97V162H96ZM106 164H107V163H106ZM110 164H111V163H110ZM120 164H121V163H120ZM171 164H172V163H171ZM178 164H177V165H178ZM196 164H197L196 162L193 164V165L196 166L195 168H197V167L200 165V164H198V166H197ZM215 164H216V163H215ZM50 165H51V164H50ZM202 165H203V164H202ZM108 166H109V165H108ZM154 166H155V165H154ZM165 166H164V169H165ZM188 166H189V165H188ZM190 166H191V164H190ZM246 166H247V165H246ZM248 166H249V165H248ZM251 166H252V165H251ZM251 166H250V167H251ZM2 167H3V166H2ZM72 167H73V166H72ZM92 167H93V166H92ZM95 167H96V166H95ZM115 167H116V166H115ZM192 167H194V166H192ZM82 168H83V167H82ZM103 168H104V167H103ZM108 168H109V167H108ZM180 168H181V167H180ZM246 168H247V167H246ZM46 169H47V168H46ZM90 169H93V168H90ZM199 169H200V168H199ZM247 169H250V168H247ZM57 170H58V169H57ZM57 170H56V169H52L51 166L48 168V172H49V174H50V173H51V174H54V173L58 172ZM78 170H79V169H78ZM179 170H180V169H179ZM191 170H192V169H191ZM197 170H198V169H197ZM212 170H213V169H212ZM230 170H231V169H230ZM37 171H38V170H37ZM59 171H60V170H59ZM71 171H72V170H71ZM79 171H80V170H79ZM205 171H206V170H205ZM68 172H69V171H68ZM88 172H89V171H88ZM218 172H219V171H218ZM247 172H248V171H247ZM61 173H62V172H61ZM165 173H166V172H165ZM192 173H195V172H192ZM199 173H200V172H199ZM199 173H198V174H199ZM221 173H222V172H221ZM234 173H235V172H234ZM260 173H262V172H260ZM166 174H167V173H166ZM166 174H165V176L163 175L164 178H163V176H162V180L164 179V184H163V185L165 186L164 188H170V186H171L170 183H171V181L174 179V174H171V172H170V174H169V173H168L167 175H166ZM237 174H238V175H241V176H244V175H246V172H245L244 169H242L241 171H238ZM34 175H35V174H34ZM41 175H42V174H41ZM89 175H90V174H89ZM160 175H161V174H160ZM261 175H262V174H261ZM39 176H40V175L37 173V178H39ZM150 176H152V175H150ZM192 176H194V175H192ZM255 176H256V175H255ZM32 177H33V176H32ZM43 177H44V175H43ZM49 177H50V176H49ZM49 177H48V178H49ZM187 177H188V176H187ZM48 178H47V179H48ZM56 178H57V177H56ZM159 178H161V177H159ZM220 178H221V177H220ZM233 178H234V177H233ZM152 179H155V178H152ZM157 179H158V178H157ZM187 179H188V178H187ZM121 180H122V179H121ZM134 180H135V179H134ZM158 180H159V179H158ZM178 180H179V179H178ZM180 180H182V179H180ZM208 181H209V180H208ZM210 181H211V180H210ZM226 181H227V180H226ZM230 181H231V180H230ZM255 181H256V180H255ZM154 182H155V181H154ZM197 182H198V181H197ZM223 182H224V181H223ZM253 182H254V181H253ZM155 183H156V182H155ZM172 183H173V182H172ZM172 183H171V184H172ZM194 183H195V182H194ZM207 183H208V182H207ZM246 183H247V181H246ZM109 184H110V183H109ZM195 184H196V183H195ZM195 184H194V185H195ZM199 184L201 185V184H204V183H199ZM247 184H248V183H247ZM249 184H250V183H249ZM138 185H139V184H138ZM174 185H175V184H174ZM192 185H193V184H192ZM194 185H193V186H194ZM197 185H198V184H197ZM203 186H204V185H203ZM152 187H153V186H152ZM201 187H202V186H201ZM212 187H213V186H212ZM155 188H156V187H155ZM157 188H158V186H157ZM161 188H162V187H161ZM196 188H197V186H196ZM207 188H208V187H207ZM218 188H219V187H218ZM198 189H199V187H198ZM200 189H202V188H200ZM204 189H205V188H204ZM249 189H250V188H249ZM164 190H165V189H164ZM169 190H170V189H169ZM171 190H173V189H171ZM202 191H203V190H202ZM208 191H209V190H208ZM225 191H226V190H225ZM211 193H212V192H211ZM214 193H215V192H214ZM260 193H261V192H260ZM260 193H259V195L261 196L262 194H260ZM79 194H80V193H79ZM224 194H225V193H224ZM263 194H264V193H263ZM65 195H66V194H65ZM93 195H94V194H93ZM213 195H214V194H213ZM229 195H230V194H229ZM229 195H228V197H226V198H229ZM252 195H253V194H252ZM259 195H258V196H259ZM75 196H77V195H75ZM89 196H90V195H89ZM222 196H223V195H222ZM224 196H225V195H224ZM258 196H249V197H250L249 200H250V201H253V203H254V202L256 201V199H258ZM67 197H68V196H67ZM70 198H71V200L74 201V203H75V201H78V200H79V198H77V197H70ZM70 198H69V199H70ZM213 198H214V197L212 196V199H213ZM223 198H224V197H223ZM260 198H261V197H260ZM262 198H263V197H262ZM233 199H234V198H233ZM81 200H82V199H81ZM226 200H228V199H226ZM229 200H230V199H229ZM231 200H232V199H231ZM245 200H246V199H245ZM245 200H244V201H245ZM261 200H262V199H261ZM199 201H200V200H199ZM209 201H211V200H209ZM212 201H213V200H212ZM223 201H224V200H223ZM247 201H248V200H247ZM78 202H79V201H78ZM118 202H119V201H118ZM214 202H215V201H214ZM242 202H243V200H241L240 198L235 199L232 203L228 204V205H229V210H230V206L232 207L233 204H236V205L240 206V204H241ZM212 203H213V202H212ZM243 203H244V202H243ZM246 203H247V202H246ZM80 204H81V203H80ZM213 204H214V203H213ZM216 204H217V202H216ZM231 204H232V205H231ZM138 205H139V204H138ZM194 205H195V204H194ZM196 205H197V204H196ZM201 205H202V204H201ZM211 205H212V204H211ZM221 205H222V204H221ZM236 205H235V206H236ZM242 205H243V204H242ZM249 205H250V204H249ZM254 205H255V204H254ZM197 206H198V205H197ZM226 207H228V206L223 207V209L225 208V209L227 210ZM194 208H195V207H194ZM194 208H193V209H194ZM197 208H198V207H197ZM236 208H237V207H236ZM249 208H250V207H249ZM254 208H255V207H254ZM183 209H184V208H183ZM220 209H221V208H220ZM225 209H224V213H227L228 210L226 211ZM215 210H216V209H215ZM237 210H240V209L237 208ZM184 211H186V210H184ZM199 211H200V210H199ZM199 211H198V212H199ZM218 211H219V210H218ZM225 211H226V212H225ZM155 212H156V211H155ZM155 212H154V213H155ZM173 212H174V211H173ZM236 212H238V211H236ZM135 213H136V212H135ZM156 213H157V212H156ZM207 213H208V212H207ZM248 213H249V212H248ZM260 213H261V212H260ZM45 214H46V213H45ZM132 214H133V213H132ZM213 214H214V213H213ZM213 214H212V215H213ZM138 215H139V214H138ZM174 215H175V214H174ZM200 215H201V214H200ZM200 215H199V216H200ZM214 215L216 216V214H214ZM43 216H44V217H43ZM43 216H42V218H41V217H40V218H39V217L36 218V220L33 222V227L36 226V225H40V223H42V222L45 221V217H46V216H45L44 214H43ZM154 216H155V215H154ZM157 216H158V215H157ZM203 216H204V214H203ZM233 216H235V215H233ZM68 217H69V216H68ZM170 217H171V215H170ZM205 217H206V216H205ZM205 217L199 218L200 221L203 220V222H204V221L206 222V219L204 220ZM211 217H212V216H211ZM134 218H135V217H134ZM166 218H167V217H166ZM180 218H181V217H180ZM194 218H195V217H194ZM219 218H220V217H219ZM127 219H128V218H127ZM127 219H126V220L123 219V220H121V221H118V223H117L116 225H118V227L120 226V228H121L122 226L124 227L126 224H130V223H128V222H129V219H128V221H127ZM168 219H169V218H168ZM172 219H173V218H172ZM217 219H218V217H217ZM233 219H234V218H233ZM248 219H249V218H248ZM133 220H135V221H134V227L136 228L135 231H137V233H139V232H151V231L153 232L154 230H158V229L160 228V226H161V228H162V225L164 226V224L166 223V221L163 220L162 218H161V220H160V218H158V217H151V215H150V216H149V215L147 216V215H145V214H142V215H140V216H137V218H136V219H133ZM174 220H175V219H174ZM182 220H183V219H182ZM214 220H215V219H214ZM214 220H213V221H214ZM263 221H264V220H263ZM194 222H195V221H194ZM203 222H202V224H203ZM210 222H211V221H210ZM249 222H250V221H249ZM253 222H254V221H253ZM34 223H35V224H34ZM170 223H171V222H170ZM217 223H219V222H217ZM220 223H221V221H220ZM223 223H224V222H223ZM255 223H256V222H255ZM63 224H64V223H63ZM185 224H186V223H185ZM185 224H182V226H181V225H180V226L183 227V225H184V227H185L186 225H188V224H186V225H185ZM197 224H198V223H197ZM200 224H201V222H200ZM245 224H246V223H245ZM259 224H260V223H259ZM261 224H262V223H261ZM116 225H115V226H116ZM212 225H213V224H212ZM212 225H210V227H211ZM64 226H65V225H64ZM66 226H67V225H66ZM127 226H128V225H127ZM127 226H126V227H127ZM165 226H166V225H165ZM188 226H189V225H188ZM188 226H187V227H188ZM195 226H196V225H195ZM200 226H201V225H200ZM202 226H203V225H202ZM202 226H201V227H202ZM216 226H217V225H216ZM238 226H239V225H238ZM243 226H244V225H243ZM249 226H250V225H249ZM101 227H102V226H101ZM116 227H117V226H116ZM134 227H132V229H133ZM218 227H219V225H218ZM231 227H232V226H231ZM240 227H241V226H240ZM124 228H125V227H124ZM194 228H195V227H194ZM236 228H237V227H236ZM245 228H246V227H245ZM129 229H131V228H129ZM132 229H131V230H132ZM195 229H196V228H195ZM214 229H215V228H214ZM219 229H220V228H219ZM232 229H233V227H232ZM232 229H231L230 227H229V228L227 227V229H226V228L221 229V230L224 231V232H223V234H224V238H222L221 241H219L218 243H214V242L212 241L213 239H212V240L208 239V241L206 242V244H204L205 242L203 243V241H202V244H201L200 246H199V245L193 246L194 248H192V249H193L192 253H195L196 255H198V254H201V255L204 254V255L207 257V254L209 255L208 251H209V250L211 251V249H212L213 254H214V256H215V257H214V256H213V257L217 259L218 254H220L221 251H226V250H224V249H227V248L231 245V244H229L230 242H228V245H226V244H227L226 241H230V240H231L230 236H231V234L233 235V233H232ZM85 230H86V229H85ZM169 230H170V231H169ZM169 230H166V231H165V230L163 229V232L161 231V232H159V233H156L154 236L157 235L158 238H160V240H161V239H166V238H163V237H166V234L168 235V233L171 232V230H173V228H171V229H169ZM197 230H198V229H197ZM197 230H196V231H197ZM237 230H238V229H237ZM65 231H66V230H65ZM80 231H81V230H80ZM95 231H96V230H95ZM125 231H126V230H125ZM133 231H134V229H133ZM135 231H134V233H135ZM174 231H175V230H174ZM180 231H181V230H180ZM191 231H192V230H191ZM233 231H234V229H233ZM67 232H68V231H67ZM87 232H89V231H87ZM87 232H86V231L83 232V230H82V234H86V236H87ZM97 232H98V231H97ZM102 232H103V231H102ZM126 232H127V231H126ZM131 232H132V231H131ZM131 232L129 231V234H131ZM235 232H236V231H235ZM61 233H62V232H61ZM76 233H78V232H76ZM80 233H81V232H80ZM89 233H90V232H89ZM127 233H128V232H127ZM179 233H180V232H179ZM200 233H201V232H200ZM59 234H60V233H59ZM118 234H119V233H118ZM139 234H140V233H139ZM188 234H189V233H188ZM190 234H191V232H190ZM49 235H50V234H49ZM55 235H56V234H55ZM97 235H98V234H97ZM114 235H115V234H114ZM140 235H141V234H140ZM142 235H143V234H142ZM221 235H222V234H221ZM234 235H235V234H234ZM234 235H233V238H234ZM258 235H260V236H258V239L260 238V242H262V240H263L262 237H263V236L261 237V234H258ZM50 236H51V235H50ZM70 236H71V235H70ZM90 236H91V235H90ZM92 236H93V235H92ZM137 236H138V235H137ZM154 236H150V237L145 238V239H144V242H145V243H146V242H147V243L150 242ZM240 236H241V235H240ZM68 237H69V236H68ZM116 237H118V236L116 235ZM119 237H120V236H119ZM197 237H198V236H197ZM231 237H232V236H231ZM255 237H256V236H255ZM75 238H77V237H75ZM96 238H97V237H96ZM109 238H110V237H109ZM113 238H114V237H113ZM154 238H155V237H154ZM205 238H206V237H205ZM49 239H50V237H49ZM49 239H48V244H49V242L51 241V240H49ZM51 239H53V238H51ZM55 239H56V237H55ZM94 239H95V238H94ZM114 239H115V238H114ZM172 239H173V238H172ZM6 240H7V239H6ZM160 240H159V241H160ZM250 240H251V239H250ZM52 241H53V240H52ZM56 241H57V240H56ZM95 241H96V240H95ZM98 241H99V240H98ZM100 241H101V240H100ZM105 241H106V240H104L103 243H104ZM162 241H164V240H162ZM173 241H174V239H173ZM263 241H264V240H263ZM160 242H161V241H160ZM160 242H159V243H160ZM95 243H96V242H95ZM95 243H94V244H95ZM134 243H135V242H134ZM157 243H158V242H157ZM163 243H164V242H163ZM163 243H161L160 245L162 246ZM225 243H226V244H225ZM94 244H91V246H87V247L85 248V251L88 250L89 252H91L92 250H93V251L98 250V249L102 246V245H101V244H102V241L100 242V246H98V245H99V242H97L95 245H94ZM97 244H98V245H97ZM175 244H176V243H175ZM89 245H90V244H89ZM134 245H135V244H134ZM134 245H133V244H130L129 247H130V248H133L132 246H134ZM158 245H159V244H158ZM163 245H164V244H163ZM193 245H194V244H193ZM224 245H225L227 248H226ZM239 245H240V243H239ZM244 245H245V244H244ZM262 245H264V244H262ZM106 246H107V245H106ZM137 246H138V245H137ZM242 246H243V245H242ZM246 246H247V245H246ZM246 246H245V247H246ZM72 247H73V246H72ZM84 247H85V246H84ZM140 247H141V246H140ZM224 247H225V248H224ZM230 247H231V246H230ZM236 247H237V246H236ZM245 247H244V248H245ZM262 247H264V246H262ZM73 248H74V247H73ZM159 248H160V247H159ZM233 248H234V246H233ZM233 248H232V249H233ZM250 248L252 249V247H250ZM79 249H80V248H79ZM254 249H255V248H253V250H254ZM260 249H261V248H260ZM28 250H29V249H28ZM70 250H71V249H70ZM90 250H91V251H90ZM161 250H162V249H161ZM255 250H256V249H255ZM261 250H263V249H261ZM85 251H84V252H85ZM118 251H119V252H122V248L119 249ZM146 251H147V250H146ZM158 251H159V250H158ZM228 251H229V249H228L225 253H227ZM232 251H233V250H232ZM89 252H88V253H89ZM133 252H134V251H133ZM244 252H246V250H245ZM259 252H260V251H259ZM192 253H191V254H192ZM222 253H223V252H222ZM222 253H221V254H222ZM225 253H224V254H225ZM249 253H250V251L248 250V251L246 252V256H245V257H247V255H249ZM25 254H26V252H25ZM76 254H77V253H76ZM95 254H96V253H95ZM107 254H108V253H107ZM213 254H212V255H213ZM221 254H220V255H221ZM242 254H243V252H242ZM242 254H241V255H242ZM108 255H110V254H108ZM220 255H219L218 258L221 257ZM23 256H24V255H23ZM103 256L106 257L107 255H106V254H105V255L103 254ZM146 256H147V254H146ZM146 256H145V252H144L143 254L140 253V255L138 254L137 257H133V258L131 259V261H132V263L137 264V263H140V262H141ZM175 256H176V255H175ZM238 256H239V255H238ZM238 256H237V257H238ZM256 256H257V254L253 253V258H256ZM258 256H259V255H258ZM258 256H257V258H259ZM8 257H9V256H8ZM21 257H22V256H21ZM31 257H32V256H31ZM70 257H71V256H70ZM101 257H102V255H101ZM101 257H99V260H100V259H101V260L103 259V258H101ZM196 257H197V256H196ZM213 257H212V258H213ZM248 257H249V256H248ZM16 258L18 259V257H16ZM19 258H20V257H19ZM96 258H97V257H95V259H96ZM251 258H252V257H251ZM257 258H256V259H257ZM37 259H38V258H37ZM37 259H36V260H37ZM49 259H50V258H49ZM92 259H93V258H92ZM95 259H94V260H95ZM231 259H232V258H231ZM240 259H241V258H240ZM242 259H243V258H242ZM245 259H246V258H245ZM245 259H244V262H245ZM260 259H263V258L261 257ZM260 259H257V261H259ZM23 260H24V259H23ZM42 260H44V259H42ZM86 260H87V259H86ZM90 260H91V259H90ZM90 260H89L90 263H89V262L87 263V261H86V263H84V264H91L92 261H90ZM96 260H97V259H96ZM96 260H95V261H96ZM105 260H107V259H105ZM144 260H145V259H144ZM156 260H157V259H156ZM190 260H191V259H190ZM202 260H203V259H202ZM233 260H234V258H233ZM248 260H249V259H248ZM14 261H18V260H14ZM20 261H22V258H21V260L19 259V263L17 262L16 264H27V262H28V261H25V260L22 261V262H20ZM38 261H39V260H38ZM44 261H45V260H44ZM95 261H94V262H95ZM102 261H104V260H102ZM173 261H174V260H173ZM187 261H188V260H187ZM230 261H231V260H230ZM240 261H241V260H240ZM246 261H247V260H246ZM252 261H255V260L252 259L251 262H252ZM257 261H256V262H257ZM263 261H264V259H263ZM40 262L42 263V261H40ZM40 262H39V263H40ZM47 262H48V261H47ZM56 262H57V261H56ZM98 262H99V261H98ZM195 262H196V261H195ZM218 262H219V261H218ZM228 262H229V261H228ZM238 262H239V261H238V258H237V263H236V262H235V263H236V264H240V263H242V262H239V263H238ZM28 263H29V262H28ZM34 263H35V262H34ZM44 263H45V262H44ZM95 263H96V262H95ZM252 263L254 264V262H252ZM252 263H250V264H252ZM259 263H261V262L259 261ZM118 264H119V263H118ZM164 264H165V263H164ZM175 264H178V262H175ZM180 264H181V263H180ZM185 264H194V263H186V262H185ZM197 264H198V263H197ZM223 264H224V263H223ZM230 264H231V263H230ZM255 264H256V263H255Z\"/></svg>",
	"mask_w": 264,
	"mask_h": 264
}]
</instances>
